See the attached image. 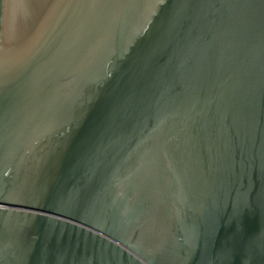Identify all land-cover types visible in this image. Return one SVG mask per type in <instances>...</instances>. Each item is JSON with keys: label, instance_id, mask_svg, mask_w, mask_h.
Listing matches in <instances>:
<instances>
[{"label": "water", "instance_id": "1", "mask_svg": "<svg viewBox=\"0 0 264 264\" xmlns=\"http://www.w3.org/2000/svg\"><path fill=\"white\" fill-rule=\"evenodd\" d=\"M0 264H264V0H0Z\"/></svg>", "mask_w": 264, "mask_h": 264}]
</instances>
